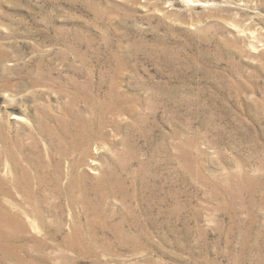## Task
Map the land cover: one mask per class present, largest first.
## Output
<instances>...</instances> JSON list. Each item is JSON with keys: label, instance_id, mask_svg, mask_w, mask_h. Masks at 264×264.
I'll return each instance as SVG.
<instances>
[{"label": "rangeland", "instance_id": "374dc122", "mask_svg": "<svg viewBox=\"0 0 264 264\" xmlns=\"http://www.w3.org/2000/svg\"><path fill=\"white\" fill-rule=\"evenodd\" d=\"M0 264H264V0H0Z\"/></svg>", "mask_w": 264, "mask_h": 264}]
</instances>
